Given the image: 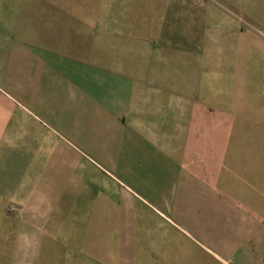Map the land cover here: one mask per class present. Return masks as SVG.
Segmentation results:
<instances>
[{"label":"crops","instance_id":"0c3cea01","mask_svg":"<svg viewBox=\"0 0 264 264\" xmlns=\"http://www.w3.org/2000/svg\"><path fill=\"white\" fill-rule=\"evenodd\" d=\"M0 9V264H264V0Z\"/></svg>","mask_w":264,"mask_h":264},{"label":"rangeland","instance_id":"374dc122","mask_svg":"<svg viewBox=\"0 0 264 264\" xmlns=\"http://www.w3.org/2000/svg\"><path fill=\"white\" fill-rule=\"evenodd\" d=\"M3 16H5L4 10L3 9L2 10L0 9V17H3ZM15 16H16L15 18H17V24L16 25H12V28H15L18 31V29L20 27V25L18 24V22L20 20L19 13H17V15H15ZM32 16H34L33 10H32ZM154 220H155V224H157L156 222L158 221V218L156 216H155V219ZM153 239H154V242H156V243H162L165 240V238L163 237V235L158 233V230L157 229L155 230V235H154V238Z\"/></svg>","mask_w":264,"mask_h":264}]
</instances>
